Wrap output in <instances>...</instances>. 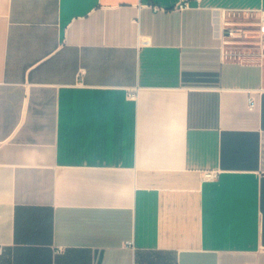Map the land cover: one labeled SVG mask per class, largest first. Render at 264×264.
I'll return each instance as SVG.
<instances>
[{"label": "crops", "instance_id": "crops-1", "mask_svg": "<svg viewBox=\"0 0 264 264\" xmlns=\"http://www.w3.org/2000/svg\"><path fill=\"white\" fill-rule=\"evenodd\" d=\"M262 8L0 0V264H264Z\"/></svg>", "mask_w": 264, "mask_h": 264}, {"label": "built area", "instance_id": "built-area-1", "mask_svg": "<svg viewBox=\"0 0 264 264\" xmlns=\"http://www.w3.org/2000/svg\"><path fill=\"white\" fill-rule=\"evenodd\" d=\"M187 2H182L179 6H185ZM223 43L227 45H236L241 43H257L264 54V8L260 9L255 16L249 19L233 18L223 21ZM134 92L128 93L129 97H134ZM248 107L254 108L256 101L255 97L251 94L247 98ZM214 171H206L204 177L213 178ZM2 247H0V252Z\"/></svg>", "mask_w": 264, "mask_h": 264}, {"label": "rangeland", "instance_id": "rangeland-1", "mask_svg": "<svg viewBox=\"0 0 264 264\" xmlns=\"http://www.w3.org/2000/svg\"><path fill=\"white\" fill-rule=\"evenodd\" d=\"M231 49V47H230ZM232 50V49H231ZM239 50L241 51V48H236L234 51H237L239 53ZM243 51V50H242Z\"/></svg>", "mask_w": 264, "mask_h": 264}]
</instances>
